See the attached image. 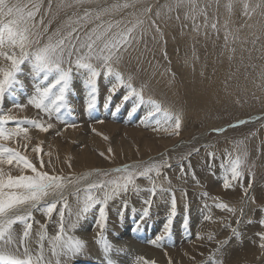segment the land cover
Listing matches in <instances>:
<instances>
[{
  "label": "rangeland",
  "instance_id": "1",
  "mask_svg": "<svg viewBox=\"0 0 264 264\" xmlns=\"http://www.w3.org/2000/svg\"><path fill=\"white\" fill-rule=\"evenodd\" d=\"M6 2L28 9L39 5L33 21L39 44L28 51L46 44L57 29L64 35L75 28L73 36L83 38L98 25L103 31L111 24L103 39L132 29L129 43L114 50L108 62L111 73L95 54L83 61L100 73L91 110L90 72L75 66L86 48L74 50L71 65L67 60L62 64L72 67V80L59 112L29 103L35 89L46 83L43 74L32 70L31 59L22 65L18 82L0 98V128L7 136L0 138V149L10 145L38 171L62 177L63 187L54 194L9 213H31L27 248L33 260L41 255L42 244L41 264H264V240L258 235L264 234V0ZM86 12L87 20L81 19ZM10 19L0 15V24ZM100 47L102 41L96 49ZM13 55L19 56L18 47L0 48V68H9L6 56ZM132 89L138 95L133 96ZM177 117L179 129L174 126ZM61 158L70 165L58 166L59 171L48 168ZM237 158L240 176L234 180L231 169ZM8 165L0 167L5 181L9 175H34L14 159ZM125 166L135 173L134 183L111 195L109 182L123 184L127 174L115 170ZM153 166L158 171L139 175ZM92 183L104 187L88 193L85 189ZM22 191L3 189L5 196ZM105 193L111 198L104 221L99 216L102 205L82 211L89 194L102 200ZM53 201L56 209L46 215L44 205ZM61 212L63 239L56 241ZM23 228L22 223L14 224L13 236L18 239ZM69 237L82 242L78 251H69ZM0 250L24 258V247L17 244L0 245Z\"/></svg>",
  "mask_w": 264,
  "mask_h": 264
},
{
  "label": "snow or ice",
  "instance_id": "2",
  "mask_svg": "<svg viewBox=\"0 0 264 264\" xmlns=\"http://www.w3.org/2000/svg\"><path fill=\"white\" fill-rule=\"evenodd\" d=\"M76 2L80 3L82 0H76ZM128 6L129 5L127 4L123 5V7ZM114 7H118V5ZM245 7L247 8V5H245ZM38 11L39 5L37 4H33L32 8L28 9L27 6H21L19 3L10 6L6 0H0V15L13 17V19L8 20L7 23L0 24V48L5 46V44L12 48H19V56H6V59L11 61V66L7 69L0 68V98H3L5 93L12 89L13 86L18 82V75L22 65L31 59L33 61L32 70L37 76L43 74V80L46 83L35 89L36 95L31 97L29 103L32 104L36 109L59 112L61 108H64L66 105V94L72 80V67L69 66L67 69H65L62 67V64H64L67 60V63L71 65L74 50L79 52L81 48H86L88 51L85 55H78L76 57L75 66L80 69H87L90 72L89 85L91 91L89 96L91 99L88 103V109L91 110L95 106L94 94L97 91L96 78L100 73L96 70L92 63H86L83 61L91 59L95 54V58L98 61H102L107 67L108 62L113 59L114 50H119L123 45L129 43V36L132 32V29L129 28L126 32L120 33L118 38L113 37L111 39H103L111 30V24H109L108 27L103 31H99V28L102 26L98 25L97 27L91 29L90 32L85 33L83 38H81L79 35H76L75 37L73 36V33L77 31L75 28L67 31L64 35H61V32L63 31L62 29H57L56 32L48 37L46 44L35 48L34 51H28L26 48H30L33 45L39 44V33L33 32V29L36 26L33 21ZM88 15L89 13L86 12L84 17L81 19L87 20ZM97 18H99V14ZM66 27H68V25H66ZM212 27L215 28V24H213ZM45 31H47L46 27ZM33 36H36L37 38L33 39ZM98 41H102V47L97 50L96 45ZM77 44L79 45L78 47ZM97 52L98 54H96ZM104 53L107 54L105 55ZM107 71L111 73V67H107ZM53 73L56 74L55 78L54 80L50 81L49 78L53 75ZM117 78L120 79L118 73ZM57 88L58 91H54V89ZM131 92L133 96L138 95L134 89H132ZM140 98L142 99V97ZM123 99L127 101L129 97L125 96ZM17 106L19 107L20 105ZM0 123H4L2 117H0ZM180 123V119L177 117L174 123L176 129L180 128ZM241 123H243V121H241ZM36 126L40 127L44 131L47 130L43 127V125L37 124ZM216 131L219 132L220 129H217ZM0 138H7L2 128H0ZM4 152L8 153L9 164H11L13 159H15L18 162L23 163L25 168L31 169L34 175H20L16 177L9 175L7 177V181H5L2 176H0V218H3L0 219V245L5 248L13 244H17L18 247H24V258H20L0 250V264H41V261L43 260V245L41 244L40 246L41 255L35 260H33L27 248V241L31 235L32 229V225L29 223L31 213L28 212L25 215H14L11 217H9V213L18 205H24L27 203L36 205L39 204V202L50 193L54 194L57 190L63 187L61 183L62 177L49 175L47 172L38 171L32 163L20 156L19 153L12 152L11 149L0 150V154ZM240 163V159L237 158L232 166L231 173L232 179L234 180L240 176V172L238 171ZM41 167H43V161H41ZM154 169L155 166L145 168L144 171L139 172V175L147 176V174ZM155 170L158 171V169ZM115 171L124 172L127 175L123 178V184L117 183L115 181L109 182L113 184L111 195H116L122 190L127 191L128 185L134 183L133 176L135 173L129 171L127 166L121 169H116ZM229 186V182L225 180L224 187L227 189ZM103 187L104 185L101 183H92L88 185L85 191L91 193L93 190L102 189ZM5 188L22 189L23 191L19 194L16 192H10L7 194V196H5L3 193V189ZM153 191H155V189H153ZM110 198V194L108 193H105V196L102 200L94 199L93 196L89 194L84 201V207L82 211L87 212L95 205H102L99 208V216L101 221H104L106 219L105 207L107 205L108 199ZM66 206L67 205L65 204V207ZM219 206L222 208L227 207L226 205ZM55 209V201L44 205V211L46 215L50 216ZM174 210L173 201V211ZM60 217L61 220L59 223V234L55 237L56 241H61L63 239V212L60 213ZM18 222L22 223L24 228L22 235L17 239L13 236L12 226ZM261 224H264V220L261 221ZM101 227H103V224H101ZM258 235H260L261 240H264V234ZM41 239H43V236H41ZM69 245V251H78L82 245V242L79 240L73 242L69 237ZM260 246L264 248V243H262Z\"/></svg>",
  "mask_w": 264,
  "mask_h": 264
},
{
  "label": "bare ground",
  "instance_id": "3",
  "mask_svg": "<svg viewBox=\"0 0 264 264\" xmlns=\"http://www.w3.org/2000/svg\"><path fill=\"white\" fill-rule=\"evenodd\" d=\"M215 1H213V3H214ZM188 5V4H187ZM69 8V7H68ZM139 12H141V11H139ZM72 13V12H71ZM130 14V13H129ZM109 37V36H108ZM106 55V54H105ZM262 56V55H261ZM82 74V73H81ZM24 80V79H23ZM82 80V79H81ZM74 81V80H73ZM76 82V81H75ZM74 83H72V85H73ZM76 84V83H75ZM73 87V86H72ZM78 86H76L75 88H77ZM82 87V86H81ZM80 89V88H79ZM25 93V92H24ZM84 95V94H83ZM81 100H82V97H81ZM74 113V112H73ZM113 113V112H112ZM45 115V114H44ZM158 125V124H157ZM23 127V126H22ZM25 127H27V126H25ZM29 128V127H28ZM35 129V128H34ZM36 129H39V128H36ZM110 129H112V128H110ZM118 129V128H117ZM13 131V130H12ZM116 131V130H115ZM22 132V131H21ZM129 132V131H128ZM127 132V133H128ZM29 132H27L26 134H28ZM124 133V132H123ZM131 133V132H130ZM24 134H25V132H24ZM34 134V133H33ZM14 135V134H13ZM44 135H45V133H44ZM33 136V135H32ZM46 136V135H45ZM52 137V136H51ZM51 139V138H50ZM117 139H118V137H117ZM49 140V139H48ZM80 140V139H79ZM138 140H139V138H138ZM145 140V139H144ZM46 141V140H45ZM50 141V140H49ZM52 141V140H51ZM117 141V140H116ZM26 142V141H25ZM25 142H23L22 144H25L26 145V143ZM124 142V141H123ZM47 143H48V141H47ZM118 143V142H117ZM127 143V142H126ZM144 143H146V142H144ZM50 144V143H49ZM117 145V144H116ZM141 145V144H140ZM155 145V144H154ZM28 146V145H27ZM96 146V145H95ZM56 147V146H55ZM8 148L9 149H11L12 150V152H14L13 151V148H11V146L9 145L8 146ZM49 148V147H48ZM126 149V148H125ZM130 149V148H129ZM0 150H2V149H0ZM78 150V149H77ZM31 151V150H30ZM118 151H119V149H118ZM122 151V150H121ZM149 151H151V150H149ZM89 152V151H88ZM153 153V152H152ZM82 154V153H81ZM6 155V156H5ZM124 155V154H123ZM135 155V154H134ZM146 155V154H145ZM50 156H51V151H50ZM75 156H77V155H75ZM112 156V155H111ZM116 157V156H115ZM136 157V156H135ZM70 158V157H69ZM133 158V157H132ZM8 159H9V156H8V154H0V167L3 169L4 167L6 168V166L9 164L8 163ZM38 159V158H37ZM40 159V158H39ZM92 159V158H91ZM112 159V158H111ZM114 159V158H113ZM112 159V160H113ZM15 160V159H14ZM99 160V159H98ZM121 160H122V158H121ZM124 160V159H123ZM17 161V160H16ZM93 162H95V161H93ZM38 163V162H37ZM67 163H68V159L67 158H61L59 161H52V162H50V163H48L47 165H48V168H50L51 170H55V171H59V169H58V166H60V168H65L66 167V165H67ZM116 163V162H115ZM69 164V163H68ZM76 164V163H75ZM79 164V161H78V163H77V165ZM87 164V163H86ZM94 164H96V163H94ZM18 165H19V163H18ZM70 165V164H69ZM68 165V166H69ZM80 165H81V163H80ZM19 166H21V165H19ZM97 166V165H96ZM8 167H9V165H8ZM24 167V166H23ZM79 168V167H78ZM1 169V170H2ZM22 169H24V168H22ZM21 169V170H22ZM11 170V169H10ZM13 170V169H12ZM11 170V171H12ZM15 170H18V169H15ZM26 170V169H25ZM49 170V169H48ZM214 170V169H213ZM176 171V170H175ZM205 172V171H204ZM199 173H201V172H199ZM4 174V173H3ZM67 176V175H66ZM227 177V176H226ZM5 178V177H4ZM203 182V181H202ZM242 182V181H241ZM214 184V183H213ZM210 192V191H209ZM140 194V193H139ZM154 194V193H153ZM203 194V193H202ZM252 194V193H251ZM207 195V194H206ZM150 197V196H149ZM198 197V196H197ZM132 199V198H131ZM199 199V198H198ZM206 199V198H205ZM203 200V199H202ZM173 202V201H172ZM191 205V204H190ZM164 208V207H163ZM210 208V207H209ZM198 209V208H197ZM194 210V209H193ZM215 210V209H214ZM213 210V211H214ZM129 211V210H128ZM161 211V210H160ZM210 211V210H209ZM130 214V213H129ZM192 214V213H191ZM222 215V214H221ZM228 215V214H227ZM200 219V218H199ZM114 220V219H113ZM192 220V219H191ZM113 222V221H112ZM156 222V221H155ZM198 222V221H197ZM201 223V222H200ZM207 223V222H206ZM191 224V223H190ZM161 225V224H160ZM159 226V225H158ZM198 226V225H197ZM199 227V226H198ZM197 228V227H196ZM158 229V228H157ZM208 229V228H207ZM256 229V228H255ZM197 230H199V229H197ZM205 230V229H204ZM248 230V229H247ZM195 231V230H194ZM109 232V231H108ZM199 232V231H198ZM203 232V230H201V233ZM107 233V232H106ZM230 233V232H229ZM211 234V233H210ZM228 234V233H227ZM202 236V235H201ZM225 237V236H224ZM134 238V237H133ZM148 238V237H147ZM182 238V237H181ZM125 239V238H124ZM237 239V238H236ZM216 240V239H215ZM243 240V239H242ZM241 240V241H242ZM208 241V240H207ZM218 241H220V239L218 240ZM223 241V240H222ZM164 242V241H163ZM157 243H155V245H156ZM160 244V243H159ZM200 244L201 243H199V246H200ZM207 243H205V245H206ZM210 244V243H209ZM216 244V243H215ZM158 245V244H157ZM204 245V246H205ZM217 245L218 244H216V247H217ZM234 245H236V244H234ZM233 245V246H234ZM174 246V245H173ZM214 246V245H213ZM142 247V246H141ZM215 247V246H214ZM213 247V248H214ZM230 247V246H229ZM196 248V247H195ZM198 248V247H197ZM225 249V248H224ZM227 249H228V247H227ZM231 249H232V247H231ZM246 249H248V248H246ZM206 250V249H205ZM204 250V251H205ZM212 250V249H211ZM216 250V249H215ZM214 250V251H215ZM233 250V249H232ZM231 250V251H232ZM166 251V250H165ZM225 251V250H224ZM223 251V252H224ZM171 252V251H170ZM222 252V253H223ZM166 253H167V251H166ZM221 253V252H220ZM230 253V252H229ZM153 254V253H152ZM155 254V253H154ZM208 254H209V252H208ZM151 255V254H150ZM160 255V254H159ZM217 255V254H216ZM221 255V254H220ZM230 255V254H229ZM152 256V255H151ZM158 256V255H157ZM234 256V255H233ZM148 257H150V256H148ZM154 257H156V256H154ZM170 257V256H169ZM175 257V256H174ZM173 257V258H174ZM177 257V256H176ZM161 258V257H160ZM181 259H182V257H180ZM189 258V257H188ZM215 258V257H214ZM217 258H219V257H217ZM157 259H159V257H157ZM172 259V258H171ZM177 259V258H176ZM229 259H230V256H229ZM178 260H180V259H178ZM224 260V259H223ZM177 261V260H176ZM219 261H222V260H219ZM169 262V261H168ZM181 262V261H180ZM188 262V261H187ZM211 262V261H210ZM209 262V263H210ZM223 262V261H222ZM172 263V262H171ZM170 263V264H171ZM213 263H214V261H213ZM227 263V262H226ZM162 264V263H161ZM212 264V263H211ZM220 264V263H219Z\"/></svg>",
  "mask_w": 264,
  "mask_h": 264
}]
</instances>
